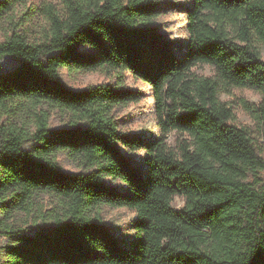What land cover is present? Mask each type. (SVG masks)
<instances>
[{
    "label": "trees",
    "instance_id": "16d2710c",
    "mask_svg": "<svg viewBox=\"0 0 264 264\" xmlns=\"http://www.w3.org/2000/svg\"><path fill=\"white\" fill-rule=\"evenodd\" d=\"M19 1L0 0V18ZM159 13L155 0H67L64 13L48 7L38 41L15 31L0 41V60H18L0 71V105L44 102L71 115L54 129L42 112L30 135L0 141V199L11 210L37 192L64 202L37 228L0 220V264H264V158L220 98L227 87L259 91L258 104L241 102L264 132V0H194L185 42L153 26ZM199 64L214 75L195 74ZM64 68L129 72L149 85L162 135L119 130L113 108L138 101L139 91L121 83L74 89ZM171 131L184 135L177 151L166 143ZM121 147L144 150L143 164ZM60 152L83 169L65 170ZM175 196L183 207L173 206ZM103 205L136 212L134 239L105 226L96 210Z\"/></svg>",
    "mask_w": 264,
    "mask_h": 264
},
{
    "label": "rangeland",
    "instance_id": "374dc122",
    "mask_svg": "<svg viewBox=\"0 0 264 264\" xmlns=\"http://www.w3.org/2000/svg\"><path fill=\"white\" fill-rule=\"evenodd\" d=\"M158 2L160 13L153 20L156 27L166 37L187 41L188 17L187 9L193 5L194 0H155ZM67 0H21L2 18H0V41L13 31L23 34L29 41H38L42 38L49 26L48 7L52 6L56 11L64 13ZM264 60V45H261ZM18 60L6 57L0 60V71H8L14 68ZM192 71L197 75L213 76V68L208 64H199ZM62 78L67 85L74 89H85L89 86L101 83H109L118 86L120 83L132 90L140 92V99L127 105H117L112 114L120 131L126 134L139 135L145 139L158 138L162 135L156 112L153 91L149 85L135 78L129 72L113 70L80 71L61 69ZM122 81V82H121ZM221 100L231 106L235 115L233 123L245 127L257 145V150L264 158V132L261 119L247 111L241 102L245 99L249 103L258 104L263 95L251 88L227 87L222 91ZM42 112H48L49 125L57 129L65 127L71 121V115L60 108L48 103L35 104L25 100H8L0 105V141L9 134L30 135L36 125V117ZM184 135L176 131L166 134V143L169 148L178 150V145ZM29 147L30 144L27 143ZM121 151L134 163L143 164L145 151L142 149L130 150L125 147ZM60 165L67 171L79 172L83 169L80 162L65 152L56 155ZM261 183H264V171H260ZM250 180H253L250 178ZM106 182L121 189L125 188L119 180L106 178ZM7 199V198H6ZM185 201L181 196H175L173 206L183 207ZM10 203L0 199V220L22 228H37L43 226L49 214L55 210H61L63 200L51 193L37 192L24 202L17 210H11ZM96 210L100 211L103 223L114 235L124 242L135 238L136 230L134 220L137 214L127 207L103 205ZM7 238L0 235V245H4ZM3 254L0 253V262Z\"/></svg>",
    "mask_w": 264,
    "mask_h": 264
}]
</instances>
